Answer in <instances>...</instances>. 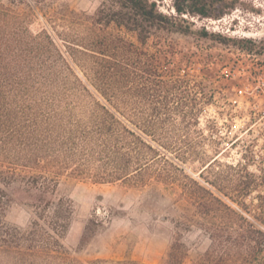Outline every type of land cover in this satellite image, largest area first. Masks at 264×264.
<instances>
[{
  "label": "trees",
  "instance_id": "obj_1",
  "mask_svg": "<svg viewBox=\"0 0 264 264\" xmlns=\"http://www.w3.org/2000/svg\"><path fill=\"white\" fill-rule=\"evenodd\" d=\"M172 4L175 15L149 0H101L89 14L59 0H0V264H146L83 262L64 244L74 203L60 185L77 177L133 191L137 209L171 220L158 264L183 263L182 233L192 226L209 243L191 264H264V192L251 209L250 173L210 180V159L198 180L182 166L199 155V108L189 74L169 67L167 36L232 41L248 52L254 45L194 29L183 17L219 18L234 0ZM151 38L153 51L145 47ZM16 186L30 194L25 227L6 220ZM119 212L90 217L80 246Z\"/></svg>",
  "mask_w": 264,
  "mask_h": 264
},
{
  "label": "rangeland",
  "instance_id": "obj_2",
  "mask_svg": "<svg viewBox=\"0 0 264 264\" xmlns=\"http://www.w3.org/2000/svg\"><path fill=\"white\" fill-rule=\"evenodd\" d=\"M59 1L75 11L91 14L101 0ZM149 1L162 13L175 15L173 0ZM234 1L235 6L219 18L183 17L194 29L249 40L253 50L248 52L232 41L224 44L197 35L173 33L167 36L169 49L173 51L169 67L189 74L190 88L199 108L198 133L194 138L199 155H190L182 162L185 172L202 180L200 172L210 159H215L214 169L203 171V176L210 180L249 172L257 185L246 197V203L253 209L257 194L264 192V0ZM128 37L134 40L132 34ZM155 41L149 39L145 47L153 51ZM239 88L242 93H238ZM60 191L74 203L63 242L81 261L132 258L158 264L165 257L174 233L173 224L160 213L153 217L137 209V193L81 177L63 181ZM29 199L30 194L23 188L12 189L7 222L19 227L29 224L32 215L25 205ZM109 207L120 212L98 226L89 241L80 246L85 222L90 217L103 220ZM182 240L189 247V255L182 264H191L209 243L195 226L182 233Z\"/></svg>",
  "mask_w": 264,
  "mask_h": 264
},
{
  "label": "built area",
  "instance_id": "obj_3",
  "mask_svg": "<svg viewBox=\"0 0 264 264\" xmlns=\"http://www.w3.org/2000/svg\"><path fill=\"white\" fill-rule=\"evenodd\" d=\"M238 93H242V88L237 89Z\"/></svg>",
  "mask_w": 264,
  "mask_h": 264
},
{
  "label": "bare ground",
  "instance_id": "obj_4",
  "mask_svg": "<svg viewBox=\"0 0 264 264\" xmlns=\"http://www.w3.org/2000/svg\"><path fill=\"white\" fill-rule=\"evenodd\" d=\"M246 36H249L250 34H245ZM252 35V34H251Z\"/></svg>",
  "mask_w": 264,
  "mask_h": 264
}]
</instances>
